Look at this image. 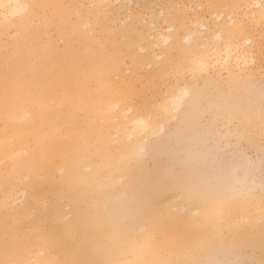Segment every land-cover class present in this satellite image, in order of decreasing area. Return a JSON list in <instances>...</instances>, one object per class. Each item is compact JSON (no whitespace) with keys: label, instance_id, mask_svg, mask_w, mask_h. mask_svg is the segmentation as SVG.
<instances>
[{"label":"rangeland","instance_id":"1","mask_svg":"<svg viewBox=\"0 0 264 264\" xmlns=\"http://www.w3.org/2000/svg\"><path fill=\"white\" fill-rule=\"evenodd\" d=\"M27 1L42 4V0ZM62 4L71 7L66 24L81 27L80 32L93 39V53L119 55L120 69L109 75L100 72L96 86L107 83L121 100L122 91L129 93L131 112H125V120L148 113L157 117L158 105L168 97L184 88L189 95L180 116L168 120L165 132L147 141V155L139 162L127 161L126 177L114 190L112 186L110 198L104 202L95 189L99 185L86 182L98 185L83 197L84 205L91 207L89 215L110 236L117 234L121 243L109 248L108 239L101 237L99 247L78 244L71 238L72 230L70 242L53 258L74 264L76 259L68 255L76 258L72 252L82 250L88 264L134 263L136 251L145 247L128 245L123 235L131 229L132 217L143 215L152 224L164 225L153 239L175 230L187 243L183 257L164 250V264L193 260L200 264H264V0H58ZM33 10L27 39H22L25 34L16 26L1 34L0 63L6 48L10 58L17 47L31 46L34 38L56 47L59 56L70 44L76 50L83 47L73 33L72 43L62 38L59 21L50 10ZM99 94L109 113L110 92ZM65 98L58 95L47 105L56 109ZM81 100L87 98L83 95ZM77 117L75 128L82 134L109 122L85 111H79ZM115 119L110 124L113 147L122 145L123 156H127L129 139L123 136L127 131L114 135L115 126L120 125L119 117ZM28 145L32 149L31 142ZM102 165V156H95L86 170ZM60 176L59 171L57 179ZM116 176L104 180L109 183ZM29 180L24 175L14 181L13 194L18 199L12 195L8 207L13 208L0 207V219L8 220V211L16 213L17 234L24 242L59 226L52 219L50 198L38 208L31 204V190L25 191ZM62 188L66 190L64 184ZM73 189L79 193L83 186ZM35 190L43 192L38 186ZM58 199L56 209L68 221L73 216L71 196ZM26 203L31 207L28 213L22 208ZM220 208L226 209L222 221L217 218Z\"/></svg>","mask_w":264,"mask_h":264},{"label":"bare ground","instance_id":"2","mask_svg":"<svg viewBox=\"0 0 264 264\" xmlns=\"http://www.w3.org/2000/svg\"><path fill=\"white\" fill-rule=\"evenodd\" d=\"M60 1L63 3L64 0ZM0 3L29 4V1L0 0ZM219 4L223 5L222 2ZM41 5L62 6L43 7V9L50 10L51 15L58 19V32L62 38H68L72 43L73 33L75 40H78L83 47L76 50L70 44L62 56H59L56 47L45 46L38 38H34L32 45H26L22 50L17 47L9 59L12 66L25 80L27 92L23 95H11L7 101L3 87L5 58L1 59L0 207L13 208V205L8 208L12 195H15L13 194V183L25 175L30 178L26 183L25 191L31 190V204L38 208L42 205L43 200L50 198L48 202L50 201L53 210L52 219L59 221V226L40 237L34 235L35 238L31 241L27 240L29 237L26 236L25 243L17 234L16 213L8 211V220L0 219V262H5V264H62L53 258H56L53 254L61 252L62 247L70 242L68 239L71 237L69 234L72 230L75 233L71 238L75 239L78 244L85 243L84 245L99 247L101 237L108 239L107 247L109 248L120 244L117 234L110 236L104 231L101 222L89 215L91 207L88 204L84 205L83 197L90 192V189L99 185L98 189H95L103 201L110 198L112 186L114 190L115 184L117 185L126 177L127 161L129 159V161H140L147 155V141L156 134L165 132L168 120L180 116L186 97L189 95V90L184 88L179 94L175 95V93L168 97L164 103L158 105L160 107L157 109V117L148 113L143 116H127L125 120L126 114L131 112L129 93H123L121 90V100L115 94L116 89L108 87L107 83L101 87L96 86L99 83L100 72L109 75L112 71L120 69L119 55L112 56L103 51L102 55L97 56L91 51L93 39L86 33H81V27L74 29L66 24V18L71 10L70 5H58V0H42ZM12 11V9L8 10L9 13ZM33 16L34 10L32 9L23 23L15 25L17 31L25 34L22 39L29 37L27 31ZM47 25L46 21L45 26ZM13 27L9 26L8 29ZM4 31L6 29L3 10H0V36ZM78 32H80L79 36H76ZM103 90L110 92L109 99L112 102L109 113L104 106L103 97L99 94ZM58 95H66V98L60 99L56 109L48 107L47 101ZM83 95L87 98L86 102L81 100ZM121 104L124 106L121 107ZM79 111L94 113L109 122L96 130L88 129L85 134L79 133L80 130L75 128ZM125 112L127 113L125 114ZM115 117H119L120 125L115 126L117 132H113V134L122 135L127 131L123 135L125 137L127 135V139H129L126 147L127 156H123L125 150L122 145L113 147L115 139L113 136L111 138L110 124ZM66 137L69 141H66ZM120 138L122 139V136ZM89 139L92 141H87ZM30 142L33 146H31L32 149L28 148ZM109 147L113 148L109 149ZM112 151H115L114 154ZM95 156H102L103 165L88 172L86 168L91 167ZM59 171L61 176L57 179ZM115 175L117 176L113 178L112 182L106 183L107 181L104 180L107 176ZM88 180L94 181L98 185H88L86 183ZM63 184L66 186V190H63ZM36 186L42 189V194L36 193ZM75 186H83V189L76 193L73 189ZM22 193L26 194L24 191ZM62 195L71 196L73 216L68 221L62 220L64 215L62 217L56 209V205H59L60 202L58 198ZM16 196H13L12 199H18ZM22 208L25 213H28L31 207L29 203H26ZM179 234L175 230H168L162 237L152 239L144 250L136 251L135 262L131 264H164L166 262L165 257L162 256L164 250H168L176 257H183L187 250V243ZM6 239L9 241L6 242ZM72 253L76 258L68 256L71 259H76L74 264H88L82 258L83 254H86L85 252L77 250Z\"/></svg>","mask_w":264,"mask_h":264},{"label":"snow or ice","instance_id":"3","mask_svg":"<svg viewBox=\"0 0 264 264\" xmlns=\"http://www.w3.org/2000/svg\"><path fill=\"white\" fill-rule=\"evenodd\" d=\"M43 7H62L57 5H29V4H3L0 3V10H3L5 29L9 26H15L23 23L25 18L30 14L34 8ZM9 9L13 11L8 12ZM3 87L6 101L11 95H23L27 92V86L25 80L21 74L12 66L8 56V49H5V70L3 78ZM264 117V112H262ZM226 209L220 208L217 213L218 221H222L225 215ZM164 230L163 224H152L149 219L143 215H134L132 217V227L124 235L126 243L134 248H144L153 239L154 234L157 231ZM5 264V262H0ZM167 264H200L199 261H169ZM227 264V262H225Z\"/></svg>","mask_w":264,"mask_h":264}]
</instances>
